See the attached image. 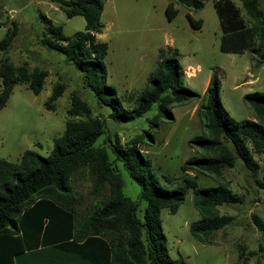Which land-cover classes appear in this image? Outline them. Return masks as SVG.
I'll return each mask as SVG.
<instances>
[{
    "label": "trees",
    "instance_id": "1",
    "mask_svg": "<svg viewBox=\"0 0 264 264\" xmlns=\"http://www.w3.org/2000/svg\"><path fill=\"white\" fill-rule=\"evenodd\" d=\"M51 1L59 4L68 19L81 16L86 25L83 31L69 37L62 25L44 17L47 26L41 45L63 54L82 73L99 103L113 106L109 114L113 121H135L154 105L158 107V118L165 112L172 117L169 107L201 98L199 93L184 87L186 74L177 55H173L160 60L154 76L147 80L142 93L133 98L132 108L127 109L117 89L107 85L105 59L109 46L96 38L102 28L104 0ZM205 1L170 0L166 17L171 21L179 13L174 3L200 11ZM239 1L248 21L234 1L214 2L222 31L220 51L234 54L249 51L257 65H262L264 9L260 0ZM187 18L192 27L201 28L202 20H194L189 13ZM17 33L18 25L12 22L11 29L0 40V110L6 106L15 86L28 84L39 95L48 77L45 69L31 70L27 64L16 66L3 55ZM220 88L219 76L213 72L198 108L202 134L190 140L200 154L183 163L185 175L175 189L160 185L152 161L139 146L144 135L122 143L118 135L110 134L106 119L96 116L80 94L73 92L66 128L54 140V148L47 157L26 150L18 162L0 159V264H18L20 257L27 260L23 264H185L183 259H173L169 253L161 211L167 209L175 214L189 190L201 216L191 224L190 232L199 242L213 245V235L233 222L232 216L221 215L219 208L241 204L242 198L231 190L228 182L218 179L217 186L204 187L189 173L220 178L237 160L256 173L259 165L254 155L264 158V93L255 91L243 96L252 118L238 121L223 106ZM64 91V84L54 85L45 103L48 110L54 108ZM102 137L104 144L100 142ZM111 155L114 162H122L139 185L137 200L124 194V181ZM82 168L91 171L94 180L91 194L96 199L92 210L79 216L81 199L72 181ZM162 180L169 184L174 179L165 176ZM142 202L146 203L143 212ZM249 255L241 250L237 264H249Z\"/></svg>",
    "mask_w": 264,
    "mask_h": 264
},
{
    "label": "rangeland",
    "instance_id": "2",
    "mask_svg": "<svg viewBox=\"0 0 264 264\" xmlns=\"http://www.w3.org/2000/svg\"><path fill=\"white\" fill-rule=\"evenodd\" d=\"M215 1H205L200 11L174 3L179 13L170 21L165 14L170 0H104L102 28L96 38L109 46L105 59L107 85L117 89L127 109L132 108L133 98L142 93L147 80L154 76L160 60L173 55H177L186 74L184 87L201 95L197 100L169 107L172 117L165 112L158 118V107L154 105L135 121L115 122L109 117L113 106L99 103L82 73L67 62L63 54L40 43L47 26L44 17L62 25L69 37L84 30L85 19L81 16L68 19L59 4L51 0H0V40L11 29L12 22L18 25V33L3 55L16 66L27 64L31 70L38 67L48 72L39 95H35L28 84L17 85L0 110V159L18 162L26 150L47 157L54 148V140L66 128L71 95L78 92L96 116L106 119L108 131L112 136L118 135L122 143L144 135L139 146L152 161L161 179L160 185L177 188L185 175L183 163L200 154L190 140L202 134L198 108L213 72H217L221 81L219 97L223 106L238 121L252 118L243 96L255 91L264 93V64L257 65L249 51L243 54L220 51L222 31ZM232 1L248 21L241 2ZM260 2L264 9V0ZM188 13L194 20H202L201 28L191 26ZM56 83L64 84L65 91L54 108L48 110L45 103ZM103 139L100 142L104 144ZM106 146L110 151L109 145ZM111 158L114 162L113 155ZM254 159L259 165L256 173L241 160H237L233 168H226L220 178L189 173L204 187L217 186L218 179L228 182L231 190L242 198V203L219 208L221 215L232 216L233 222L213 235V245L199 242L190 232L191 224L201 219L191 190L175 214L163 209L162 228L173 259H183L185 264H237L242 250L244 255L251 254L249 264H264V186L261 185L264 184V158L254 155ZM114 163L124 181V194L137 200L139 185L122 162ZM165 176H171L173 182L167 184L162 180ZM72 184L81 199L79 216L89 213L96 199L91 194L94 180L90 169L82 168L73 177ZM145 206L142 202L141 212ZM23 261H27L25 257L18 258V264Z\"/></svg>",
    "mask_w": 264,
    "mask_h": 264
}]
</instances>
